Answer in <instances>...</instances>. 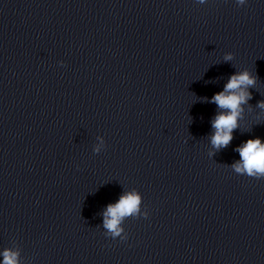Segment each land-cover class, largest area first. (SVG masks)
Instances as JSON below:
<instances>
[{
	"label": "clouds",
	"instance_id": "9594fccd",
	"mask_svg": "<svg viewBox=\"0 0 264 264\" xmlns=\"http://www.w3.org/2000/svg\"><path fill=\"white\" fill-rule=\"evenodd\" d=\"M245 3L246 0H237L238 5ZM232 59L231 53L224 56L225 62ZM256 82L257 77L250 71L236 72L229 77L223 91L217 92L211 98V102L221 110L212 120V127L215 131L211 136V144L217 150L228 146L232 141V133L239 126L238 120L243 111L242 105L252 98L248 89L254 87ZM258 106L264 108V101H261ZM96 151H99V147ZM236 151L241 159L234 163L232 168L237 173L255 178L264 177V142L261 138L248 139ZM140 202L141 197L132 192L122 195L115 204L107 206L103 214V226L112 234L113 239L119 237L123 231L120 227L123 218L139 212ZM3 255V264H18L17 253L5 250Z\"/></svg>",
	"mask_w": 264,
	"mask_h": 264
}]
</instances>
